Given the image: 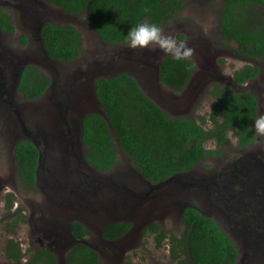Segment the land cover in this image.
<instances>
[{"label":"rangeland","instance_id":"374dc122","mask_svg":"<svg viewBox=\"0 0 264 264\" xmlns=\"http://www.w3.org/2000/svg\"><path fill=\"white\" fill-rule=\"evenodd\" d=\"M221 1L185 0L183 10L159 26L162 35L170 40L163 46L151 45V50H134L126 44L100 40L91 27L87 11L74 15L42 0H33L30 4L0 0V8L11 18L14 29L12 33L0 30V264H24L35 249L50 252L56 264H66L68 250L79 242L68 230L72 221L83 223L89 231L82 239L97 252L100 264H126L128 261L132 264H177L170 253L175 242L165 238L157 247L155 235L142 236L141 230L155 223L168 237L180 236L184 230L182 210L192 203L217 223L238 247L241 257L244 251L239 244L240 226L232 218L218 214L221 205L212 202L205 184L210 183L216 173L212 169L219 162L229 168L226 171L231 176H234L232 170L241 168L233 171L234 174L257 175L258 183L264 185V153H255L264 151V61L239 54L233 42L222 40L217 24ZM253 12L258 13L257 8ZM44 22L72 25L80 32L83 43L75 60L61 62L45 58L37 34V28ZM167 54L188 57L195 64V71L180 92L172 91L159 81L158 65ZM10 63L13 70L32 64L47 74L50 85L46 92L36 100L23 99L15 90L16 78L12 79ZM245 65L259 68V76L243 84L233 83V73ZM119 72L133 76L143 92L168 117H185L198 123V117H206L214 105V85H229L235 92L255 94L258 111L252 145L243 150L247 153H233L236 139L231 132L227 133L224 145L217 146L214 140H207L204 147L216 150L217 157L205 158L191 170L174 174L160 184L139 177L135 165L116 146L117 162L108 172H99L89 165L78 167L82 174L75 172L77 181L68 183L66 178L71 179L74 174H68L67 169H62L64 173L57 170L63 166L64 153H52L51 157L56 159L52 165H57L53 173L39 170L34 190L22 187L14 156L17 142L37 141L38 126H42L43 137L51 125L47 121L48 114L54 120L53 109L62 110L66 113L65 120L73 125L76 123L75 133L79 138L82 116L102 109L94 96L93 80ZM58 116L63 119L62 114ZM260 142L263 144L257 147ZM42 146L39 147L41 153ZM85 150L80 143L81 153H68V164L76 165ZM45 159L47 167L50 161ZM231 184L235 189L242 187L240 181ZM8 200L11 202L9 208ZM241 203L243 201L237 202L234 207H241ZM114 221L129 223V230L117 240H104L102 228ZM9 239L21 248L19 263L5 256ZM187 264L191 263L187 261Z\"/></svg>","mask_w":264,"mask_h":264},{"label":"trees","instance_id":"16d2710c","mask_svg":"<svg viewBox=\"0 0 264 264\" xmlns=\"http://www.w3.org/2000/svg\"><path fill=\"white\" fill-rule=\"evenodd\" d=\"M66 13L81 15L88 10L94 33L107 43L126 44L127 31L141 22L160 26L177 16L185 0H42ZM217 24L225 42H233L239 54L259 57L264 61V0H222ZM257 8L258 13L253 12ZM261 10V11H260ZM0 30L12 33V20L0 9ZM40 38L48 56L55 61L75 60L83 38L72 25L44 22ZM182 37V36H181ZM22 43L25 42L22 37ZM256 67L246 65L233 73V83L242 84L255 78ZM195 71L188 57L167 54L159 63V81L174 92L184 89ZM50 85V78L35 65L22 66L16 91L23 99H38ZM214 105L206 117L196 122L185 117H168L141 89L137 80L124 72L94 80V94L106 118L97 113L81 119V140L86 147L84 160L99 172H108L117 162V146L132 161L143 178L157 183L177 173L191 170L206 157H216V150H207L204 143L214 140L217 145L227 140L231 132L237 144L251 141L257 118V101L251 93L235 92L230 86L214 85ZM208 125L209 127H207ZM18 179L27 188H34L38 149L29 140H20L14 148ZM207 166V165H206ZM11 196V195H8ZM11 206L8 200L7 208ZM183 233L167 236L157 224L149 223L141 234H154L157 247L168 238L175 242L170 248L177 264H235L234 244L217 223L204 216L194 203L181 214ZM130 228L127 222L106 224L101 236L113 241ZM75 239L89 234L86 227L70 222ZM174 248L176 250H174ZM5 256L15 262L22 258L21 248L13 239L7 241ZM27 264H56L54 256L44 249H35ZM66 264H100L97 252L77 242L66 254ZM126 264H132L127 262Z\"/></svg>","mask_w":264,"mask_h":264},{"label":"flooded vegetation","instance_id":"af4514ba","mask_svg":"<svg viewBox=\"0 0 264 264\" xmlns=\"http://www.w3.org/2000/svg\"><path fill=\"white\" fill-rule=\"evenodd\" d=\"M18 3L19 4H30V3H33V0H19ZM1 11L4 12L2 9ZM255 58H259V57H255ZM7 69L9 68L7 67ZM10 69L13 73L14 72L16 73V74L14 73L15 76H13V73H12V79L14 80L16 78V82H17L22 67L17 68L16 70H13V66L10 63ZM257 69H258L257 70L258 73L255 78L259 76V72H260L259 68ZM232 78H233V75H232ZM255 78L249 79L247 81L254 80ZM232 82H233V79H232ZM226 86H229V85H222L221 87L224 88ZM16 87H15V90H16ZM46 90L44 91V93L46 92ZM251 94L256 98L257 111H258L257 96L253 93ZM32 100H36V99H32ZM59 114H62L63 119L60 116H58ZM53 115H54V120L52 121L51 115L48 114L47 121L50 122L51 125H50V129H47V131H45L46 132L45 135L42 137L41 135L42 126H38L36 127L37 133L35 134V139L37 141H31L32 143L34 142L37 144L36 148L38 149V160H37V167L35 170L34 187H35L36 182L38 181L39 170L42 172L44 170V173L52 174L53 171L57 168V165H52L53 163H56V159H54L50 155L52 153H57V154L64 153L61 159L63 166H60L57 170L64 173L62 169H67L68 174H74L71 179L69 177L66 178V180H68V183H72L71 180L77 181V179H75V172L82 174L81 172H79L78 167L84 168L88 166L83 160V157L81 160L78 159L77 164L74 166H70L68 164L67 161L70 157L68 156V153L69 154L70 153H81L80 152L81 142L79 143V138L77 134L75 133L73 124H71V122H68V120H65V118H67L66 113H64L60 109H53ZM37 122L39 123V121ZM57 122H58V131H54L52 128L55 126ZM255 124H256V121L253 123L254 134H253L251 141L247 144L240 145V146L236 142L235 144L236 150L233 153H247L245 151L243 152V150H247L246 148L250 147V145H252L254 141V137L256 135ZM226 142L227 140L221 145H224ZM215 144L217 145L216 142ZM261 144L263 143L260 142L257 145V147H259ZM40 145H43L42 146L43 153H41V151L39 150ZM221 145H217V146H221ZM255 153H264V151L263 152L256 151ZM45 158H48L49 159L48 161H50V165H48L47 167L44 166V162L46 160ZM210 158H214V157H210ZM228 169H229L228 167H225L224 165H221L218 162L217 165L214 167V169H212V171L216 170L214 171L216 173L210 179V183H212L213 180L215 181V183L210 184L209 182H206L205 187L208 191V194H210L212 202L224 207V209L222 210V207L218 206V214L225 215L228 219L232 218L234 222L238 224V226H240V230H241L240 234L242 238L239 239V244L242 247V251H244V253L241 254V257H240V252L238 250V247L230 240L236 247V251H237L236 263L239 261V263L241 264H264V185H260L258 183L257 175H254V176L250 175V176L244 177L243 175H240V174H234L233 171H239L241 169V168H237L231 171V173L234 175V176H231L230 172L226 171ZM17 174H18V170H17ZM233 181H240L242 183V187H240L239 189H235V186L231 184ZM247 181H249V183L246 185ZM19 183L22 187L28 190L30 189L24 186L20 181ZM210 185H211V188H210ZM64 187L66 188V184L64 185ZM209 189L211 190L210 192H209ZM31 190H34V188ZM239 201H243V203H241V207L235 208L234 207L235 204ZM27 261L24 262V264H27Z\"/></svg>","mask_w":264,"mask_h":264},{"label":"clouds","instance_id":"9594fccd","mask_svg":"<svg viewBox=\"0 0 264 264\" xmlns=\"http://www.w3.org/2000/svg\"><path fill=\"white\" fill-rule=\"evenodd\" d=\"M170 39L171 38L164 37L162 35V29L155 23L141 22L131 27L127 31L125 43L130 49L151 50L150 48L151 45L163 46L164 42ZM27 65H32V64H27Z\"/></svg>","mask_w":264,"mask_h":264},{"label":"water","instance_id":"95a60500","mask_svg":"<svg viewBox=\"0 0 264 264\" xmlns=\"http://www.w3.org/2000/svg\"><path fill=\"white\" fill-rule=\"evenodd\" d=\"M87 12H88V10H87ZM91 20V19H90ZM41 25H42V23L39 25V27L37 28V34L39 35V39L41 40V38H40V34H39V32H40V27H41ZM91 27H92V22H91ZM40 48H41V51H43V54L45 55V58H47V59H51L49 56H48V54L46 53V51H45V49H44V47H43V45H42V42H40ZM52 60V59H51ZM160 63V62H159ZM25 65H27V64H25ZM24 66V65H23ZM22 67V66H21ZM20 67V68H21ZM158 70H159V65H158ZM120 73V72H119ZM159 73V72H158ZM116 74H118V73H116ZM116 74H114V75H116ZM113 76V75H112ZM111 77V76H110ZM96 78H98V77H96ZM95 78V79H96ZM94 79V80H95ZM94 80H93V86H94ZM16 85H17V82H16V84H15V87H16ZM93 92H94V89H93ZM94 96H95V94H94ZM96 98V97H95ZM98 101V100H97ZM99 102V101H98ZM102 107V106H101ZM89 114V113H88ZM97 114H99L100 116H102L103 118H106V116H105V114H104V111H103V109H101ZM58 118V117H57ZM82 118H83V116H82ZM81 118V119H82ZM61 119V118H60ZM81 119H80V121H79V129H80V133H79V141L82 143V140H81ZM73 127H74V129H76L77 130V126H76V123L73 125ZM53 130L54 131H58V122L55 124V126L53 127ZM113 139H115L114 137H113ZM115 146L116 147H118L117 146V144H116V141H115ZM84 156V155H83ZM83 160H84V157H83ZM85 161V160H84ZM86 163V162H85ZM137 169V168H136ZM137 172H138V175H139V177H142L143 178V176L139 173V171H138V169H137ZM172 177V176H171ZM171 177H168V178H166L165 180H163V181H160V182H157L158 184H160V183H163V182H165V181H167V180H169ZM144 179V178H143ZM191 204H189L188 206H190ZM79 222V221H78ZM81 223V222H80ZM111 223V222H110ZM83 224V223H82ZM84 225V224H83ZM103 229V228H102ZM69 231H70V226H69V229H68ZM102 231V230H101ZM70 233H71V231H70ZM72 237H73V235H72ZM73 239L74 240H76V241H79V242H81V243H84V244H86V245H88V246H90L89 244H87L86 242H83V239H75L74 237H73ZM119 239V238H118ZM117 240V239H116ZM91 247V246H90ZM92 248V247H91Z\"/></svg>","mask_w":264,"mask_h":264}]
</instances>
